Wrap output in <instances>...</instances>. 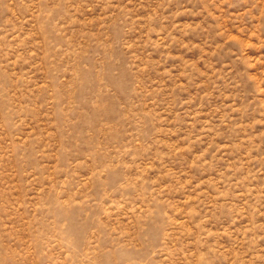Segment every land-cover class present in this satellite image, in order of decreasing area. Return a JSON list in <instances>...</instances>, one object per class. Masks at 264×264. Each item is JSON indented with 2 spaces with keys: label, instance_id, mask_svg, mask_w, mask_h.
<instances>
[{
  "label": "rangeland",
  "instance_id": "374dc122",
  "mask_svg": "<svg viewBox=\"0 0 264 264\" xmlns=\"http://www.w3.org/2000/svg\"><path fill=\"white\" fill-rule=\"evenodd\" d=\"M0 264H264V0H0Z\"/></svg>",
  "mask_w": 264,
  "mask_h": 264
}]
</instances>
